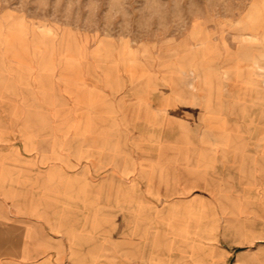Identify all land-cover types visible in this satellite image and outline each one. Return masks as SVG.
<instances>
[{
  "label": "rangeland",
  "instance_id": "1",
  "mask_svg": "<svg viewBox=\"0 0 264 264\" xmlns=\"http://www.w3.org/2000/svg\"><path fill=\"white\" fill-rule=\"evenodd\" d=\"M251 2L0 0V264L264 255Z\"/></svg>",
  "mask_w": 264,
  "mask_h": 264
},
{
  "label": "crops",
  "instance_id": "2",
  "mask_svg": "<svg viewBox=\"0 0 264 264\" xmlns=\"http://www.w3.org/2000/svg\"><path fill=\"white\" fill-rule=\"evenodd\" d=\"M244 19L246 22L251 24V29L256 30L258 28H261L264 33V0H252L248 12H246ZM244 213L247 212V208H243L242 210ZM153 246V245H152ZM158 247V246H157ZM166 247L171 249V251L168 254H171V252L174 250L169 245L161 247V253L162 249ZM159 248V247H158ZM229 255L225 257L218 258V260L215 261V264H264V255L263 256H253V257H243V256H230L232 255L231 251H228ZM167 255V254H164ZM132 263V262H130ZM129 263V264H130ZM161 264H202V263H196L193 261L192 258H186L185 260H172L169 263L163 262Z\"/></svg>",
  "mask_w": 264,
  "mask_h": 264
}]
</instances>
